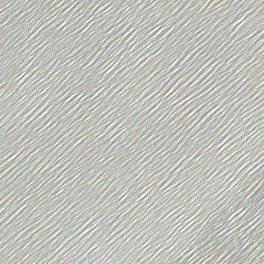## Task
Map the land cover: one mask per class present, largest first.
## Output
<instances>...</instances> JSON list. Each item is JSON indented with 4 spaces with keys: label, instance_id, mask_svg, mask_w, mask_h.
Here are the masks:
<instances>
[{
    "label": "water",
    "instance_id": "obj_1",
    "mask_svg": "<svg viewBox=\"0 0 264 264\" xmlns=\"http://www.w3.org/2000/svg\"><path fill=\"white\" fill-rule=\"evenodd\" d=\"M0 264H264V0H0Z\"/></svg>",
    "mask_w": 264,
    "mask_h": 264
}]
</instances>
